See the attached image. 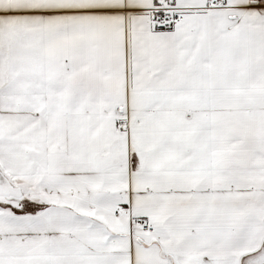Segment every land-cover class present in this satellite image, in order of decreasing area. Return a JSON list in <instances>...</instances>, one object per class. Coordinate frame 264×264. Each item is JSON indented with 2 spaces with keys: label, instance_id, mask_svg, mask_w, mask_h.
Wrapping results in <instances>:
<instances>
[{
  "label": "snow or ice",
  "instance_id": "obj_1",
  "mask_svg": "<svg viewBox=\"0 0 264 264\" xmlns=\"http://www.w3.org/2000/svg\"><path fill=\"white\" fill-rule=\"evenodd\" d=\"M0 264H264V0H0Z\"/></svg>",
  "mask_w": 264,
  "mask_h": 264
}]
</instances>
